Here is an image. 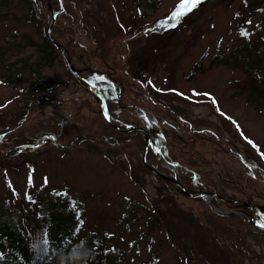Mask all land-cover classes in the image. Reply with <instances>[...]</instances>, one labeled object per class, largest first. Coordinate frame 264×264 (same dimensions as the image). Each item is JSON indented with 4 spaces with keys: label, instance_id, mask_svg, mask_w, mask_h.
Listing matches in <instances>:
<instances>
[{
    "label": "rangeland",
    "instance_id": "374dc122",
    "mask_svg": "<svg viewBox=\"0 0 264 264\" xmlns=\"http://www.w3.org/2000/svg\"><path fill=\"white\" fill-rule=\"evenodd\" d=\"M36 1L32 20L17 0H8L0 20V226L30 241L35 219L56 203L79 213L78 238L110 251L108 264H264L253 213L264 217V103L248 98L251 74L264 73V0H200L190 11L180 7L185 0H60L61 9ZM52 10L51 36L73 69L109 97L118 92L109 75L120 82L168 142L177 176L184 167L196 171L186 191L199 193L201 181L250 210L209 196L190 200L151 170L171 177L154 155L143 164L145 138L142 147L98 141L123 130L105 121L100 101L58 50L46 52L52 61L38 75H13L39 61L34 46L20 43L43 42ZM177 11L185 14L174 19ZM35 78L43 88L28 91Z\"/></svg>",
    "mask_w": 264,
    "mask_h": 264
},
{
    "label": "trees",
    "instance_id": "16d2710c",
    "mask_svg": "<svg viewBox=\"0 0 264 264\" xmlns=\"http://www.w3.org/2000/svg\"><path fill=\"white\" fill-rule=\"evenodd\" d=\"M17 1L26 7V13L22 16V18H26L28 21L34 18L33 14L36 13L35 10L38 9L37 7L39 4H42L36 0ZM35 1L36 4H34ZM53 3L55 4L56 9H61L62 6H60V0H53ZM147 3L153 4L154 0H147ZM7 4L8 0H0V20L6 13L5 8L7 7ZM45 7L48 9L47 4ZM53 39L57 38L53 36ZM42 40V43H36L31 38H26L23 43H20V45L22 44L21 46L24 45L23 47L34 46L36 51L42 55L40 56L39 61H36L33 66L24 63V67L15 68L13 75H38L40 66H46L48 65V61L49 63L52 61V55L49 56L46 52H57V49L44 35L42 36ZM16 45L18 46V44ZM223 57L224 56L218 57V60L222 61ZM232 63H236L235 58H233ZM27 68H29V70H27ZM249 69L252 70L251 68ZM24 71H26L28 75H24ZM256 72L258 71H255L253 74H256ZM253 74H251L250 77L255 78H253L254 81L252 84H249V86H251V88H249L250 91L247 89V91H249L248 98L253 99L257 106H261L264 103V73L260 74V76L257 74L254 76ZM13 75L7 77V83L12 82V79L16 80L18 78ZM109 78L116 85V89H118V92L116 91V96L113 95L109 97L106 93H102L105 98L107 111L111 121L119 127H128L134 124L148 131L154 147L160 150V157H157L152 148H149L148 152L149 154L151 153L157 157V162L160 164V167L165 169L170 176L176 177L177 180L181 179L183 186L186 184L188 179L189 181H193L194 174L196 173L195 170L184 167L185 171L181 173V178L177 176L175 165L169 161L168 155L165 153V148H167L168 142L161 134L156 133L150 127L148 122V113L144 111V108H142L138 103H134L131 99L126 100L127 93L123 88V85L120 82H116V79L112 78L110 75ZM27 79L28 77H22V80ZM42 88L43 87L42 84L39 83V79L35 78L31 81L27 90L34 92L39 90L41 91ZM122 115L132 116L135 121L133 124H128L121 119ZM115 134L116 135L111 138L101 137L98 141L108 143L110 140L111 142L118 143L119 141H124L125 139H132L133 141L138 142L141 147L144 144V137L140 132L135 133L132 130L115 131ZM74 140L78 143H82L86 141L87 138L76 137ZM47 142L51 143V140L48 139ZM33 145L34 144L30 147H25V145H23L19 146V148L27 149L33 147ZM196 184L199 190L211 191L210 186L201 181H197ZM186 197L190 200H202L200 197H190L188 195ZM213 201L218 204H225L238 208L240 207L245 211L250 210L249 208H246L245 205H241L238 201H230L229 199H225L223 197L221 199H213ZM47 209L50 211L35 219V223L40 227H36L37 235L30 241L25 240L18 229L9 227L3 228L0 226V264H44L53 260H57L59 264H108L107 258L112 255L110 251H98L95 246H88L84 240L78 238L80 228L77 220H80L79 213H73L70 206L57 205L56 203H52L47 206ZM2 210H0V212H2ZM230 216L232 217L233 214H230ZM218 217L221 218L225 216L218 215ZM39 218L43 219L40 220ZM254 228L264 233V228L256 226H254ZM114 262H119V259H115Z\"/></svg>",
    "mask_w": 264,
    "mask_h": 264
},
{
    "label": "water",
    "instance_id": "95a60500",
    "mask_svg": "<svg viewBox=\"0 0 264 264\" xmlns=\"http://www.w3.org/2000/svg\"><path fill=\"white\" fill-rule=\"evenodd\" d=\"M48 5L50 6L49 1H48ZM55 15H56V13H52L51 20H50V22H49V24H48V26H47V29H46V36H47V38L49 39V41H51V43H53V45H54V46L59 50V52L61 53V55H62V57H63V59H64V62H65V64H66L68 70L71 72V74H72L76 79H78V80L83 81L84 83H86V84L91 88V90L93 91V93H94L97 97L100 98V100H101V102H102V104H103V111H104V115H105V119H106L107 123H109L111 126H113L114 128H116L117 130H125V129H123V128H119V127L115 126V125L112 123V121H111L110 118H109V114H108V111H107V108H106L105 101H104L103 97L101 96V94L95 89V87H94V85H93L92 83H90V82H88L87 80L83 79V78H82V77H81V76H80V75H79V74L73 69V67H72V65H71V63H70V61H69V59H68L67 56H66V53H65V49H64V47H63L61 44H59L58 42H56L55 40H53V39L51 38V27H52V25H53V23H54V21H55ZM130 129L138 130V131H141V132L144 133V136H145V145H144V152H143V154H142V161H143V163L145 164V163H146V161H145V157H146L147 149H148V146H149V137H148L147 133H146L143 129H141V128H138V127H131ZM151 170H152L154 173H156L158 176H160L161 178H164V179H166L167 181L175 182V183H177V184L179 185V183H178L176 180H174V179H172V178L164 177L162 174L156 172L155 169H151ZM180 187H181V190H182L183 193H185V194H189V193L186 191L185 188H183L182 186H180ZM190 195H191V194H190ZM198 195H199V196H207V195H209V196L218 197L217 194H215V193H209V192H200Z\"/></svg>",
    "mask_w": 264,
    "mask_h": 264
},
{
    "label": "snow or ice",
    "instance_id": "6c2138e0",
    "mask_svg": "<svg viewBox=\"0 0 264 264\" xmlns=\"http://www.w3.org/2000/svg\"><path fill=\"white\" fill-rule=\"evenodd\" d=\"M199 2H200V0H185L184 4H182L180 7L185 8V6H187L186 11H190L191 7L197 5ZM183 14H185V13L181 12V11H177V12L173 13V18L174 19L178 18L179 16H181ZM241 35H247V34L242 32ZM261 227H264V225H261Z\"/></svg>",
    "mask_w": 264,
    "mask_h": 264
}]
</instances>
